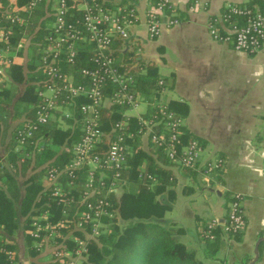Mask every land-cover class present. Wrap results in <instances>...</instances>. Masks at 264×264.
<instances>
[{
    "label": "built area",
    "instance_id": "built-area-1",
    "mask_svg": "<svg viewBox=\"0 0 264 264\" xmlns=\"http://www.w3.org/2000/svg\"><path fill=\"white\" fill-rule=\"evenodd\" d=\"M8 1L10 6L6 9L5 17L13 25H27L25 15H31L36 8L43 6V19H49L47 26L51 31L47 43L35 47L41 52L38 71L45 77L37 84L41 103L33 118L23 120L18 128L15 151L26 158H34L42 150L43 144L42 139L36 137L37 133L51 123L56 122L64 130L77 129L79 132L70 151L69 163L46 171V191L64 210L63 218L57 222L51 220V210L33 218L31 228L25 232L34 239L37 252L44 250L48 239L62 237L61 229L74 228L70 233L73 235L68 238V234L65 240L78 241L77 255L74 250H71L74 254L69 255L65 248L56 246L52 260L59 264H82L85 261L88 252L86 241L78 239L75 231L90 228L92 238L100 233L102 235L108 227L105 220L115 217L109 198L120 195L124 175L128 173L127 162L132 153L128 139L137 138L128 130L132 120L137 121L138 135L142 140L146 139L149 144L162 148L172 164L199 173L207 182L223 170L225 161L221 158L203 162L204 149L198 140L190 139L186 145L183 143L184 120L169 104L157 98L152 103L145 100L144 95L136 90L132 68L123 70L124 65L115 58L116 41H130L131 29L139 21L135 7L109 9L91 0H75L74 7L82 12V16L76 18L70 14L68 0H28L23 6H19L18 0ZM148 1L151 5L147 13L148 39L155 40L161 35L162 17L168 18L169 26L178 24L179 20L168 15V12L174 11L170 0ZM260 1L264 4V0ZM225 9L231 15L221 13L209 22L212 36L217 41L232 44L235 51L258 54L264 47V10L257 8L253 12L237 5H229ZM239 17L246 21L240 24ZM31 40L32 36L24 33L19 44L12 46L9 35L4 28H0V44H3L0 55L8 54L10 60L5 61L7 66L18 59L25 45L30 46ZM83 48L89 53L88 65L79 67L73 74L67 67L80 63ZM3 75L5 69L0 67V84ZM76 78L82 81L77 82ZM164 85V81L159 80L158 90L154 94H159ZM142 105L145 110L141 109ZM114 106L122 109L121 119L105 131L101 124L102 110ZM60 119L67 123L68 129L61 125ZM30 145L33 146L32 151ZM145 179L156 182V178L150 174H146ZM233 197L225 224L218 220L211 221L203 229L202 238L215 241L216 231L220 227L225 234L232 236L244 232L247 221L242 206L243 196L235 194ZM69 210L73 211L70 213ZM3 235L0 227V244L2 241L3 245L15 243V240ZM49 246L53 247L52 244ZM6 254L9 264H20L18 252L8 251Z\"/></svg>",
    "mask_w": 264,
    "mask_h": 264
},
{
    "label": "crops",
    "instance_id": "crops-1",
    "mask_svg": "<svg viewBox=\"0 0 264 264\" xmlns=\"http://www.w3.org/2000/svg\"><path fill=\"white\" fill-rule=\"evenodd\" d=\"M105 1L112 8H136L139 21L131 29L129 45H122L119 52L134 58L132 71L137 76L148 75L147 68L152 65L157 69V80L165 83L156 95L138 87L136 90L148 102L157 98L169 105L182 104L187 110L185 117L180 116L184 120L183 132L202 144L203 162L217 158L225 161L223 170L210 182L197 172L194 175L171 164L169 168L177 180V199L170 205L172 210L166 213V219L184 227L183 242L192 243L204 264H210L204 257L202 228L213 220L225 224L230 207L228 198L235 194L243 196L246 229L230 236L219 228L222 255L214 262L251 264L256 246L264 238V47L256 55L235 51L232 44L212 36L209 22L227 6L248 5L253 0H170L174 11L168 15L179 23L169 26L168 18L162 17L161 35L155 40L148 39L147 13L151 7L148 0ZM42 11L44 15L45 8ZM25 59L22 52L15 62L26 65ZM13 117L11 133L0 136V158L6 165L12 131L24 115L14 124ZM143 149L152 152L147 141ZM146 166L144 163V170ZM167 199L161 197L162 201ZM23 235L21 231L19 236L8 237L21 245L23 258L28 260ZM255 264H264L263 241Z\"/></svg>",
    "mask_w": 264,
    "mask_h": 264
},
{
    "label": "trees",
    "instance_id": "trees-1",
    "mask_svg": "<svg viewBox=\"0 0 264 264\" xmlns=\"http://www.w3.org/2000/svg\"><path fill=\"white\" fill-rule=\"evenodd\" d=\"M68 1L71 8L70 14H74L73 16L76 18L81 17L82 12L74 7L76 1ZM91 1L109 9L112 8L111 3L105 0ZM27 2L28 0H20L19 6L26 5ZM8 3V0H0V28L5 29L12 46L19 44L25 31L29 32L28 35L32 36V40L28 49L31 54V56L29 54L30 62H27L26 65L19 63L11 65L8 72L9 80L0 85V131L3 127V136L5 133L7 135L8 130L12 127L10 124L13 117L12 112L14 121L22 115H24L23 120H28L33 118L36 108L41 103L37 84L44 81L45 77L38 71L41 52L35 47L37 44L45 45L51 32L47 26L49 19H43L45 16L42 11L43 6L36 8L31 15L23 13L26 16L27 25H13L5 17ZM237 6L253 12L257 8L264 10V4L260 0H253L248 5ZM222 13L231 15L227 9H224ZM245 21L246 19L241 17L238 19L240 24ZM29 28L30 31H28ZM122 45L128 46L129 44L116 41L114 56L119 64L122 62L124 65L122 66L123 70H131L135 64L134 58L119 52ZM0 47H3L2 43ZM80 53L82 64L80 61L76 66L67 67L68 71L73 74H76L79 67L88 65L89 53L86 48H83ZM147 69L148 75L146 76H137L136 72H133L136 86L146 93H154L158 90V72L152 65H149ZM76 80L77 82L82 81L79 78ZM22 86L24 88L20 89L19 87ZM149 101L152 102L153 99H149ZM170 108L181 117H185L187 114V110L185 111L182 104L173 103ZM121 110L115 106L109 110H102L101 124L105 131L110 130L112 124L121 119ZM111 111L115 114L113 115ZM110 113L111 115L108 116ZM22 124L23 121L17 124L16 129L12 131L11 143L7 149L8 165L3 168L5 176L0 178L4 182V187L0 184V227L9 237H16L20 231H23L24 246L27 247L26 256L34 258L39 255L36 243L25 232L31 228L33 218L40 216L46 210H51L53 222L63 218L64 208L58 205V201L50 192L46 191L44 186L46 171L64 167L69 163L70 151L79 137V132L76 131L77 129L75 131L64 130L58 127L56 122L43 127L36 136L38 139L44 140L42 150L36 153L34 158H26L28 160L21 162L22 154L16 152L15 147L17 130ZM128 130L137 138L135 140L128 139L132 146V153L127 162L128 173L124 175L123 189L120 195L109 198L116 214L114 218L105 220L108 228L104 230L99 239L101 244L93 239L86 240L81 231H75L78 239L86 241L88 249L86 260L82 264H204V261L199 258L197 249L189 247L181 241L183 229L178 228L175 223L165 218L166 213L172 210L170 205L177 199L175 189L177 180L169 168L172 163L167 159L162 148L150 144L152 152L150 150L148 153L143 149L142 138L138 135L139 125L136 120H132ZM191 137V134L184 132L183 143L186 145ZM29 149L32 151L33 146L30 145ZM59 149H63V151ZM0 162H3L1 158ZM144 163L147 164L146 173L154 176L156 182L149 180L144 182L140 179ZM186 171H190L194 175L197 174L191 170ZM20 176L24 181L19 182ZM163 196L168 198L166 202L161 200ZM228 200L232 202L234 197H229ZM71 211L73 210H69L70 213ZM70 230L72 228L61 229L62 237L57 241L59 244L67 245L69 250H75L77 243L65 240L67 239L65 235ZM216 232H219V229ZM218 235L219 233H217L216 241L203 239L205 245L203 252L206 260H218L220 251ZM3 236L2 240H4ZM2 242L0 244V264H9L6 253L20 248L16 241L13 245H3L4 241ZM221 262L226 264L225 261Z\"/></svg>",
    "mask_w": 264,
    "mask_h": 264
},
{
    "label": "rangeland",
    "instance_id": "rangeland-1",
    "mask_svg": "<svg viewBox=\"0 0 264 264\" xmlns=\"http://www.w3.org/2000/svg\"><path fill=\"white\" fill-rule=\"evenodd\" d=\"M7 9V8H6ZM30 27H31V24H30ZM28 31H30V28L28 29ZM24 33H26L27 35H28V33L29 32H24ZM28 49H29V47H28V45H25V47H24V49H23V53L25 54V56H26V62H30V58H29V51H28ZM30 56H31V54H30ZM10 60V58L8 57V54L7 53H5V54H1L0 55V67H3V70L5 69V75H3L4 77L2 78V83L0 84V85H2L3 83H5V82H7V80H9V78H8V72H9V68H10V66L8 65L7 66V64L5 63V61L6 60ZM25 62V61H24ZM14 63H18V60L15 62L14 61ZM14 63H12V65L14 64ZM144 108V105H142V107H141V109H143ZM11 110H12V107H11ZM13 112L11 113V115L13 116ZM62 124V126L64 127V128H66V129H68V125H67V123L66 122H64V120L62 119H60L59 120ZM12 123L14 124L15 123V121H14V119L12 120ZM3 128V127H2ZM1 128V131H0V136H1V134L3 133V129ZM9 132L11 133V130H8V132H7V134H9ZM42 141H44V140H42ZM145 141H147L146 139H144V140H142V142L144 143ZM15 149H16V147H15ZM21 157H22V159H21V162H23L24 160H28V159H26V156H24V155H21ZM19 164H22V163H19ZM9 166H10V164H9ZM3 168H6V164H4L3 162L1 163L0 162V178H3V176H5V172H3ZM15 170V169H14ZM39 170H41V169H39ZM147 173H146V170H144V167H142V174L140 175V179L141 180H144V182H146V179H145V175H146ZM2 179H0V184H1V186H3L4 187V182L3 181H1ZM19 182H22V181H24V179H23V177H19ZM123 187V186H122ZM123 189V188H122ZM166 218V217H165ZM177 225V224H176ZM206 226V225H205ZM177 227L178 228H181L179 225H177ZM108 228V227H107ZM182 228H184V227H182ZM204 228V227H203ZM203 228H202V231H203ZM88 229H90V228H88ZM88 229H86V230H84V231H82V234H83V236L86 238V240L87 239H93L95 242H97L98 244H101V242H100V237H101V233L99 234V235H95V237H91L92 236V233L90 232V230H88ZM74 230V228H72V230H70L66 235H65V237L67 238V236H68V234H69V236H68V238L71 236V235H73V234H70V233H72L71 231H73ZM201 231V232H202ZM21 232V231H20ZM20 232L17 234V236H19V234H20ZM57 234H59V233H56V235ZM216 235H217V232H216ZM228 235V234H227ZM230 236H232V235H230ZM180 239H181V241L183 242V240H182V237H180ZM204 239V238H203ZM18 240H20V242H22V239H18ZM17 242V241H16ZM76 243L78 242V241H75ZM185 243V242H184ZM50 244H52L53 245V249L49 246ZM186 244V243H185ZM192 244V243H191ZM190 243L187 245V246H189V247H192V248H194L192 245H191ZM61 247L62 249L63 248H65L66 249V251H67V253H69V255H73L74 254V252H75V254L77 255V253H76V251L78 250V249H75L74 250V252L73 251H71V250H68V249H70L67 245H65V244H63V243H58V241L57 240H53V239H48L47 240V245L45 246V248H44V250L42 251V252H38L39 253V255H37L36 257H30V256H28V260H26V259H24L23 258V249L22 248H20L21 247V245H20V249H18V250H16V252H18V256H17V258H18V261L20 262V261H22L23 262V264H31V263H36V264H59L60 262H54V260H52V252H53V250H55V247ZM84 247H85V245H84ZM32 248V247H31ZM30 248V249H31ZM196 249V248H195ZM24 251L26 252V254H27V247L26 246H24ZM222 254H218V257L220 258V256H221ZM201 256V255H200ZM27 257V256H26ZM85 257V256H84ZM72 258H74V257H72ZM222 258V257H221ZM69 260V259H68ZM84 260V259H83ZM85 260H86V257H85ZM223 260H224V257H223ZM66 263V262H65ZM218 263L219 264H222V262L221 261H218ZM20 264H22V263H20ZM210 264H217V262L215 261H211L210 262Z\"/></svg>",
    "mask_w": 264,
    "mask_h": 264
},
{
    "label": "water",
    "instance_id": "water-1",
    "mask_svg": "<svg viewBox=\"0 0 264 264\" xmlns=\"http://www.w3.org/2000/svg\"><path fill=\"white\" fill-rule=\"evenodd\" d=\"M262 241L264 242V238L260 240V242H258L256 246V251H255L256 257H255V260L251 264H255L259 260V246L262 243Z\"/></svg>",
    "mask_w": 264,
    "mask_h": 264
}]
</instances>
